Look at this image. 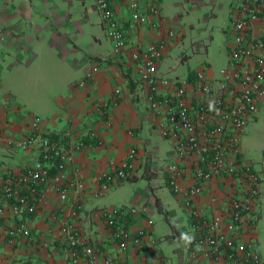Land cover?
Masks as SVG:
<instances>
[{
  "label": "crops",
  "instance_id": "0c3cea01",
  "mask_svg": "<svg viewBox=\"0 0 264 264\" xmlns=\"http://www.w3.org/2000/svg\"><path fill=\"white\" fill-rule=\"evenodd\" d=\"M112 1L127 33V46L120 51L113 49L97 10L94 6V11L88 9L84 0V9L75 0H0V124L8 134H23L29 128L30 116L37 114L31 112L30 105H46L49 114L42 119L40 130L72 151L66 176L85 184L83 208L76 222L100 256L109 255L124 264H169L174 255V264H179L177 249L192 234L189 211L167 184L166 166L174 159L172 142L159 132L158 117L145 102V85L130 53L137 44L157 41L172 29L175 35L157 65L160 75L186 80L189 87L197 69L215 73L210 66L202 65L189 68L183 76L165 72L174 68L167 59L170 50L185 33L200 27L195 20H201L200 10L203 20L215 14L202 7L204 2L215 4L216 0H161V17H150L144 23L128 20L127 3ZM139 1L144 7L147 0ZM180 55L181 60L189 56L186 52ZM93 62L98 64L97 71L80 85ZM115 88L121 92L118 102L106 104ZM167 88L165 83L159 85L161 92ZM252 118L254 122L244 135L246 145L240 148L261 176L256 210L261 225L260 230L255 228V236L264 255V102ZM257 125L259 135L252 138L256 141L254 149L247 138ZM78 139L84 145L72 149ZM130 147L136 154L127 178L96 195L100 173L119 168ZM37 156L35 149L10 150L0 143V172L19 170ZM145 170L149 178L143 176ZM204 186L201 204L212 189L222 191L226 184L216 181ZM57 201L56 189L48 187L38 209L22 215L30 228L29 237H18L12 243L5 233L14 218L0 213V264H70L68 247L54 216ZM71 203L69 198L67 204ZM120 204L139 209L128 217L127 225L132 232L139 227L146 230L142 249L132 245L120 249L105 219L95 213L99 207ZM0 206L7 208L8 203L0 199ZM156 217L168 222L170 229L165 230L164 224L157 228ZM147 219L152 220L150 225ZM164 241L177 243L171 248L172 255ZM186 254L183 249L182 256Z\"/></svg>",
  "mask_w": 264,
  "mask_h": 264
},
{
  "label": "built area",
  "instance_id": "2783aa9c",
  "mask_svg": "<svg viewBox=\"0 0 264 264\" xmlns=\"http://www.w3.org/2000/svg\"><path fill=\"white\" fill-rule=\"evenodd\" d=\"M93 1L113 49L122 50L127 46V33L113 1ZM121 1L127 3L132 22L161 17V0H147L144 7L139 0ZM227 32L225 64L215 73L197 69L189 87L186 80H170L158 72V62L175 35L172 29L157 41L137 44L130 53L145 85V102L158 117L159 132L172 142L174 159L166 166L167 184L189 211L192 234L177 249L179 264H264L255 236L261 176L240 148L248 121L264 102V0H233ZM97 69L93 62L79 84L84 85ZM161 83L167 84L164 92L159 90ZM120 96V89L115 88L106 104H116ZM41 121L39 115H31L28 130L20 135L8 134L0 124V143L10 150L35 149L38 153L33 163L0 172V199L8 203L7 208L0 206V213L14 218L6 229L7 240L12 243L18 237H29L30 228L22 215L35 212L47 188L53 186L58 193L54 216L68 247L70 264H124L109 255L100 256L77 224L85 184L66 176L72 151L42 132ZM83 145L78 139L72 149ZM135 154L136 149L130 147L119 168L100 173L96 195L127 178ZM216 181L226 187L212 189L201 204L204 185ZM138 212L135 205L125 204L95 210L123 250L129 245L145 247L146 230L139 227L132 232L127 225L128 217ZM147 223L152 220L147 219Z\"/></svg>",
  "mask_w": 264,
  "mask_h": 264
},
{
  "label": "rangeland",
  "instance_id": "374dc122",
  "mask_svg": "<svg viewBox=\"0 0 264 264\" xmlns=\"http://www.w3.org/2000/svg\"><path fill=\"white\" fill-rule=\"evenodd\" d=\"M85 6L90 9L91 11H94L93 8V0H84ZM76 3H80V8L84 7L82 6V0H75ZM220 3L222 5H220ZM229 3L230 0H216L215 4H209L204 2V6L202 9H211L215 12L214 15H210L208 19L203 20L202 18V10L199 12V16L201 18L200 21L196 23L199 28H194L188 31L184 34L182 39L177 43L171 50L170 53L167 55V59L174 65V68L170 69L169 71H166L165 73L168 74V76H183L189 68H196L200 65L203 67L210 66L214 72H217L218 69L224 65L227 59L228 55V32H227V25L229 20ZM96 10V9H95ZM105 30V29H104ZM181 52H186L189 54V56L186 59L181 60ZM39 105H30V110L33 113H37L41 116L42 119H45L49 113L48 109L45 106ZM254 120L251 118L248 121V124L246 125L245 131L242 134L241 137V146L246 145V139H245V133L247 132V129L249 127V124L253 123ZM258 125L255 128V131H251L250 135L248 136V140L251 139V144L253 148H256L255 140L252 141V138L255 137V135H259L258 132ZM258 208V204L256 206V210ZM158 218V219H157ZM255 220H256V226L255 228L260 230L261 221L258 219V214L255 213ZM258 220V221H257ZM264 220H262V225ZM164 224V225H163ZM164 226L165 230H169L170 226L168 222L165 220L160 219L159 217H156V227H162ZM169 247L170 255L171 254V248L175 246L177 243L168 244L167 242H163ZM257 243V240H256ZM175 256L172 255L170 259L169 264H174Z\"/></svg>",
  "mask_w": 264,
  "mask_h": 264
},
{
  "label": "trees",
  "instance_id": "16d2710c",
  "mask_svg": "<svg viewBox=\"0 0 264 264\" xmlns=\"http://www.w3.org/2000/svg\"><path fill=\"white\" fill-rule=\"evenodd\" d=\"M143 176L146 177V178L150 177V173L148 172V170L144 171Z\"/></svg>",
  "mask_w": 264,
  "mask_h": 264
}]
</instances>
